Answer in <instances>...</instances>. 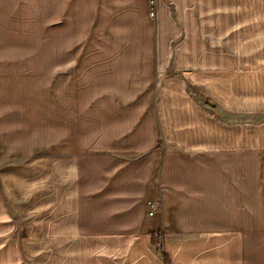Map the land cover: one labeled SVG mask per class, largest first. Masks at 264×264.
I'll list each match as a JSON object with an SVG mask.
<instances>
[{
	"label": "crops",
	"instance_id": "1",
	"mask_svg": "<svg viewBox=\"0 0 264 264\" xmlns=\"http://www.w3.org/2000/svg\"><path fill=\"white\" fill-rule=\"evenodd\" d=\"M241 74L264 0H0V264L14 207L36 264H264V120L204 106Z\"/></svg>",
	"mask_w": 264,
	"mask_h": 264
},
{
	"label": "rangeland",
	"instance_id": "2",
	"mask_svg": "<svg viewBox=\"0 0 264 264\" xmlns=\"http://www.w3.org/2000/svg\"><path fill=\"white\" fill-rule=\"evenodd\" d=\"M245 84L246 79L244 78V74L238 75L234 83L235 90H226L227 93H225V95H223L222 97L226 99L225 107L223 105L218 106L216 104L214 106L205 98L204 106L206 110L214 109V112L221 117L222 121L227 123L244 124L245 122H252L253 124H259L264 120V103L262 102V99L260 97L259 79L257 81H253L252 97H244V93L246 90ZM233 91H237L236 98H232L233 96H231ZM246 91H248V89ZM192 94L193 96L198 98V94H196V92L193 91ZM229 94L231 96L230 98ZM230 102L231 105L233 104L232 106H229ZM228 108H231V111L228 110ZM17 210L18 209L14 207V219L16 220L18 230H21L22 234L29 232L27 235L30 239H33V242L29 244L30 247L28 249L30 257L29 264H36V249L34 246L32 247V244L35 243V217L31 216V214L28 216H20L16 214V212L18 213Z\"/></svg>",
	"mask_w": 264,
	"mask_h": 264
},
{
	"label": "built area",
	"instance_id": "3",
	"mask_svg": "<svg viewBox=\"0 0 264 264\" xmlns=\"http://www.w3.org/2000/svg\"><path fill=\"white\" fill-rule=\"evenodd\" d=\"M147 4H148V14L150 17H152L154 15V0H147ZM153 213V209H152V205L150 204V209L147 211L148 215H152Z\"/></svg>",
	"mask_w": 264,
	"mask_h": 264
},
{
	"label": "trees",
	"instance_id": "4",
	"mask_svg": "<svg viewBox=\"0 0 264 264\" xmlns=\"http://www.w3.org/2000/svg\"><path fill=\"white\" fill-rule=\"evenodd\" d=\"M163 255V254H162ZM166 259V258H165Z\"/></svg>",
	"mask_w": 264,
	"mask_h": 264
}]
</instances>
